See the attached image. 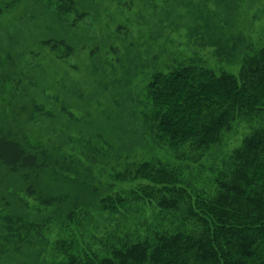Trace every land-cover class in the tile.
Listing matches in <instances>:
<instances>
[{"label": "rangeland", "instance_id": "1", "mask_svg": "<svg viewBox=\"0 0 264 264\" xmlns=\"http://www.w3.org/2000/svg\"><path fill=\"white\" fill-rule=\"evenodd\" d=\"M263 46L264 0H0V264H63L61 240L104 251L175 230L179 212L100 200L133 189L115 176L140 161L211 185L253 125L180 161L147 119L150 78L236 75Z\"/></svg>", "mask_w": 264, "mask_h": 264}, {"label": "trees", "instance_id": "2", "mask_svg": "<svg viewBox=\"0 0 264 264\" xmlns=\"http://www.w3.org/2000/svg\"><path fill=\"white\" fill-rule=\"evenodd\" d=\"M146 91L155 137L189 164L199 163L238 121L253 126L211 185L186 182L179 169L157 160L127 166L115 177L136 186L100 206L154 204L179 212L180 225L104 251L75 253L73 242L61 240L63 264H264V46L236 75L180 66L154 74Z\"/></svg>", "mask_w": 264, "mask_h": 264}]
</instances>
